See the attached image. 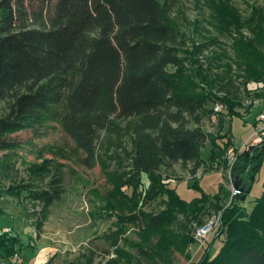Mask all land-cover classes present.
I'll return each mask as SVG.
<instances>
[{
  "label": "trees",
  "instance_id": "1",
  "mask_svg": "<svg viewBox=\"0 0 264 264\" xmlns=\"http://www.w3.org/2000/svg\"><path fill=\"white\" fill-rule=\"evenodd\" d=\"M194 4L205 12L213 29L214 23L219 24L216 38L246 29L256 37L255 44L264 42L260 5L250 4L249 11L241 13L231 0H195ZM173 13L171 0H0L4 110L0 149L20 144L10 139L14 134L24 132L29 139H39L58 129L72 142L71 153L81 164L103 165L104 157L116 155L124 159L139 186L141 176L147 177V199L157 194L167 197V210L145 223L146 234L156 239L149 246L140 243L139 234V242L125 239L118 248L116 233L105 235L117 254L109 264H173L171 253L184 252L192 241L183 226L180 233L168 229L162 216L170 225L177 224L178 215L198 221L206 205L218 206V198L198 189L199 197L182 200L174 188L163 186L161 169L180 164L194 176L203 168L200 150L207 142L211 162L234 144L228 138L219 143L203 129L215 113L206 106L212 102L209 92L189 94L187 86L178 89L180 67L184 62L190 67L198 64L199 53L208 44L190 49ZM237 69L234 72L228 62L220 74L213 75L208 67L210 74L193 75L208 90L216 86L223 92L225 97L217 100L224 101L226 112L219 116L229 120L232 109L243 108L242 94L253 92L249 85L264 84V57L252 50ZM260 146L248 144L234 165L233 177L244 178L245 170L253 169L252 153ZM35 197L51 202L46 191ZM135 218H118L115 224L126 227ZM224 225L229 228L216 254L211 257L206 251L197 264H264V183L252 210L237 219L227 218ZM19 244L8 235L0 236V258L11 260Z\"/></svg>",
  "mask_w": 264,
  "mask_h": 264
},
{
  "label": "rangeland",
  "instance_id": "2",
  "mask_svg": "<svg viewBox=\"0 0 264 264\" xmlns=\"http://www.w3.org/2000/svg\"><path fill=\"white\" fill-rule=\"evenodd\" d=\"M171 1L174 18L188 41V47L192 49L199 44H208L206 50L201 49L198 64L190 67L184 62L186 66L180 67L178 89L187 86L189 94L205 95L209 92L212 102H206V106L214 108L219 105L221 110L204 122L203 129L219 143L224 138L232 139L234 143L211 162L210 144L207 142L200 150V158L206 163L194 176L180 164L170 169L162 168L160 172L163 186L174 188L182 200L189 202L199 197L198 189L218 198V206L213 209L206 205L205 213L199 216L198 221L178 215L174 219L177 224L170 225L162 216L168 229L170 227L180 233L183 226L182 231L192 241L184 252L169 254L170 260L173 264H197L214 242L211 257L218 251L219 242L226 237L225 232L229 228V225H224L227 218L246 216L262 194L264 139L258 144L261 145L259 150L252 153L255 154L251 163L253 169L247 168L244 178L243 175L241 179L233 177L232 170L248 147L245 143L251 144L256 128L261 125L258 118L264 113V84L249 85L253 92L249 96L242 94L243 108L232 109L233 116L229 120L227 116H219L226 112L224 101L217 100L225 97L223 92H219L216 86L208 90L193 75L210 74L208 67L213 68V75L220 74L228 62L237 72V64L249 59L252 50L264 57V42L255 44L256 37L246 29L227 31L216 38L219 24L214 23L213 29L205 12L196 8L195 0ZM231 1L235 10L241 13L248 12L250 4L264 8V0ZM170 71H176V68L171 67ZM3 115L0 105V118ZM10 139H17L20 144L0 149V236L8 235L20 244L16 255L11 260L0 258V264H109L117 254L112 240L105 235L116 233L113 236L118 237V248L123 247L125 239L139 242V234L140 243L144 246L156 241L153 235L146 234L145 223L167 210V197L157 194L147 199V177L141 176L140 187L123 158L106 156L103 165L95 162L87 167L71 153L72 142L58 129L39 139H29L24 132L14 134ZM234 179L240 183L239 187H243V192L234 190ZM40 191L50 195V204L35 197V193ZM36 207L41 210L35 211ZM135 216L136 220L126 227L115 224L118 218L123 220L124 217ZM213 218L216 219L211 229L198 240L197 231ZM156 236H159L158 232ZM132 252L129 248L128 253Z\"/></svg>",
  "mask_w": 264,
  "mask_h": 264
},
{
  "label": "built area",
  "instance_id": "3",
  "mask_svg": "<svg viewBox=\"0 0 264 264\" xmlns=\"http://www.w3.org/2000/svg\"><path fill=\"white\" fill-rule=\"evenodd\" d=\"M221 110V107L219 105H216L214 108H213V111L215 113H218L219 111ZM258 120L261 122V125L256 128L255 132H254V137L252 138V141H251V145H258L260 143L263 142V139H264V113H262ZM231 152V150L229 151V153ZM41 209L40 207H36L35 208V211L39 212ZM215 219L216 218H213L208 224H206L205 226H203L202 228H200L197 233H196V236L198 237V240L202 239V237H204L208 231L211 229L212 225L214 224L215 222Z\"/></svg>",
  "mask_w": 264,
  "mask_h": 264
},
{
  "label": "water",
  "instance_id": "4",
  "mask_svg": "<svg viewBox=\"0 0 264 264\" xmlns=\"http://www.w3.org/2000/svg\"><path fill=\"white\" fill-rule=\"evenodd\" d=\"M232 184H233V188H234V190L237 192V191H239V192H243V187H239L240 186V183L239 182H237V179H234L233 181H232ZM248 192V191H247Z\"/></svg>",
  "mask_w": 264,
  "mask_h": 264
},
{
  "label": "crops",
  "instance_id": "5",
  "mask_svg": "<svg viewBox=\"0 0 264 264\" xmlns=\"http://www.w3.org/2000/svg\"><path fill=\"white\" fill-rule=\"evenodd\" d=\"M245 144H249V142H246ZM244 145V144H243ZM246 146V145H245ZM205 162V161H204ZM206 163V162H205ZM205 165V164H204ZM204 165H203V167H204ZM200 170V169H199ZM221 172H223L222 170H220ZM221 238V237H220ZM215 243V242H214ZM214 243L212 244V246H211V248L210 249H208V250H210V251H212L213 250V247H214ZM219 244H221V241L219 242Z\"/></svg>",
  "mask_w": 264,
  "mask_h": 264
}]
</instances>
